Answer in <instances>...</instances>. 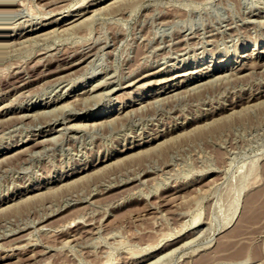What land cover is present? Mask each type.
Instances as JSON below:
<instances>
[{"label":"rangeland","instance_id":"374dc122","mask_svg":"<svg viewBox=\"0 0 264 264\" xmlns=\"http://www.w3.org/2000/svg\"><path fill=\"white\" fill-rule=\"evenodd\" d=\"M79 1L0 0V264H264V0Z\"/></svg>","mask_w":264,"mask_h":264},{"label":"bare ground","instance_id":"6f19581e","mask_svg":"<svg viewBox=\"0 0 264 264\" xmlns=\"http://www.w3.org/2000/svg\"><path fill=\"white\" fill-rule=\"evenodd\" d=\"M70 1H71V0H70ZM80 1H81V0H80ZM80 1H79V2H80ZM121 1H122V0H121ZM253 1H254V0H253ZM256 1H257V0H256ZM10 2H11V1H10ZM15 2H16V1H15ZM65 2H66V1H65ZM79 2H76V3L78 4ZM112 2H113V1H112ZM116 2H119V0L116 1ZM238 2H239V1H238ZM7 3H8V2H7ZM17 3H18V2H17ZM63 3H64V2H63ZM63 3H61V4H63ZM67 3H68V2H67ZM67 3H64V4L66 5ZM84 3H85V1H84ZM213 3H214V1H213ZM225 3H226V2H225ZM233 3H234V2H233ZM74 4H75V3H74ZM79 4H80V3H79ZM81 4H82V3H81ZM113 4H114V3H113ZM113 4H112V5H113ZM190 4H191V3H190ZM190 4H189V5H190ZM222 4H223V3H222ZM222 4H221V5H222ZM65 5H64V6H65ZM69 5H71V4H69ZM104 5H107V7L111 6V5H108V3H107V4H104ZM104 5H103V6L100 5V8H101V7H102V8L105 7ZM170 5H171V4H170ZM218 5H219V4H218ZM13 6H14V5H13ZM72 6H73V5H72ZM75 6H76V4H75ZM77 6H78V5H77ZM117 6H118V4H117ZM215 6H216V5H215ZM226 6H227V5H226ZM226 6H225V7H226ZM62 7H63V6H62ZM73 7H74V6H73ZM73 7H72V8H73ZM184 7H185V6H184ZM197 7H198V6H197ZM60 8H61V6H60ZM60 8H58V9H60ZM69 8H70V7H69ZM165 8H167V7H165ZM175 8H176V7H175ZM177 8H178V7H177ZM177 8H176V9H177ZM218 8H219V7H218ZM234 8H235V7H234ZM80 9H81V8H80ZM80 9H79V7L76 8V9H74V10L72 9L71 11H69V12L67 13L66 17L70 16L71 18H75L76 20H77V19H80L81 17H83V16H81V15H82V13H81L82 10H80ZM92 9H94V8H92ZM92 9H91V10H92ZM169 9H170V8H169ZM69 10H70V9H69ZM91 10H90V11H91ZM99 10H103V9H99ZM99 10H97V12H98ZM104 10H107V9H104ZM126 10H128V9H126ZM181 10H182V9H181ZM206 10H207V9H206ZM224 10H225V9H224ZM56 11H57V10H56ZM94 11L96 12V9H95ZM165 11H166V10H165ZM48 12H49V11H48ZM52 12H53V11H51V13H52ZM65 12H66V11H65ZM82 12H83V11H82ZM97 12H96L95 15L99 14V13H97ZM99 12H102V11H99ZM128 12H129V11H128ZM163 12H164V11H163ZM163 12H162V13H163ZM168 12H170V11H168ZM175 12H177V11H175ZM178 12H179V11H178ZM92 13H93V12H92ZM92 13H91V15H92ZM129 13H130V12H129ZM184 13H185V12H184ZM227 13H228V12H227ZM62 14H63V13H62ZM65 14H66V13H65ZM84 14H85V13H84ZM93 14H94V13H93ZM100 14H101V13H100ZM118 14H120V13H118ZM118 14H117V15H118ZM156 14H157V13H156ZM165 14H166V13H165ZM173 14H174V13H173ZM176 14H177V13H176ZM117 15H116V16H117ZM178 15H179V14H178ZM202 15H203V14H202ZM80 16H81V17H80ZM172 16H173V15H172ZM196 16H197V15H196ZM200 16H201V15H200ZM200 16H198V17H200ZM203 16H204V15H203ZM90 17H91V16H90ZM95 17H96V16H95ZM117 17H118V16H117ZM122 17H123V16H122ZM176 17H177V16H176ZM179 17H180V16H179ZM190 17H191V16H190ZM201 17H202V16H201ZM41 18H42V17H41ZM43 18H44V17H43ZM154 18H155V17H154ZM173 18H174V17H173ZM182 18H183V16H182ZM191 18H192V17H191ZM202 18H203V17H202ZM202 18H201V19H202ZM75 19H74V20H75ZM83 19H84V18H83ZM83 19L80 20L81 22H80L79 20H77V22L79 21L80 24H81ZM124 19H125V18H124ZM161 19H162V18H161ZM252 19H253V18H252ZM165 20H166V19H165ZM168 20H169V19H168ZM171 20H173V19H171ZM174 20H175V19H174ZM179 20H180V19H179ZM206 20H207V19H206ZM208 20H209V19H208ZM217 20H218V19H217ZM229 20H230V19H229ZM249 20H250V19H249ZM62 21H63V20H62ZM67 21H68V20H67ZM88 21H89V20H88ZM222 21H223V20H222ZM255 21H256V20H255ZM257 21H258V20H257ZM38 23H39V22H38ZM61 23H62V22H61ZM70 23H71V22H70ZM83 23H84V22H83ZM83 23H82V24H83ZM158 23H159V22H158ZM158 23H157V24H158ZM182 23H183V22H182ZM73 24H75V23H73ZM154 24H155V23H154ZM165 24H166V23H165ZM211 24H212V23H211ZM222 24H223V23H222ZM39 25H40V24H39ZM63 25H64V24H63ZM68 25H69V24H68ZM70 25L73 26L72 24H70ZM83 25H85V23H84ZM159 25H160V24H159ZM166 25H167V24H166ZM177 25H178V24H177ZM187 25H188V23H187ZM56 26H57V25H56ZM64 26H66V25H64ZM71 26H68V28H70ZM170 26H171V25H170ZM182 26H183V25H182ZM217 26H218V25H217ZM219 26H220V25H219ZM231 26H232V25H231ZM231 26H230V24H229V27H231ZM47 27H48V26H47ZM74 27H75V28H74ZM74 27H73V28L76 29V26H74ZM157 27H158V26H157ZM188 27H189V26H188ZM208 27H209V26H208ZM226 27H227V26H226ZM233 27H234V26H233ZM55 28H56V27H55ZM57 28H58V27H57ZM59 28H61V27H59ZM59 28H58V29H59ZM180 28H181V27H180ZM200 28H201V27H200ZM219 28H220V27H219ZM18 29H19V28H18ZM61 29H62V28H61ZM61 29H60V30H61ZM165 29H166V28H165ZM202 29H203V28H202ZM231 29H232V28H231ZM37 30H38V29H37ZM51 30H52V28H51ZM51 30H50V31H51ZM71 30H73L72 27H71ZM161 30H163V29H161ZM176 30H177V29H176ZM206 30H207V29H206ZM219 30H220V29H219ZM53 31H55V30L53 29ZM62 31H63V30H62ZM67 31H69V30H67ZM73 31H74V30H73ZM178 31H179V30H178ZM191 31H192V30H191ZM234 31H235V30H234ZM43 32L46 33L47 30H46V32H45V31H43ZM43 32H42V33H43ZM65 32H66V31H65ZM70 32H72V31H70ZM70 32H69V33H70ZM160 32H161V31H160ZM164 32H165V31H164ZM197 32H198V31H197ZM47 33H49V31H48ZM62 33H64V32H62ZM69 33H68V34H69ZM155 33H156V32H155ZM161 33H162V32H161ZM172 33H173V32H172ZM193 33H194V32H193ZM222 33H223V32H222ZM25 34H26V33H25ZM27 34H28V33H27ZM30 34H31V33H30ZM37 34H39V33H37ZM50 34H51V33H50ZM58 34H60V33H58ZM65 34H67V33H65ZM156 34H157V33H156ZM180 34H181V33H180ZM194 34H195V33H194ZM15 35H16V34H15ZM39 35H40V34H39ZM47 35H49V34H47ZM47 35L45 34V37H46ZM202 35H203V34H202ZM218 35H219V34H218ZM232 35H234V34H232ZM26 36H27V35H26ZM43 36H44V35H42L41 37H43ZM55 36H56V34H55ZM155 36H156V35H155ZM160 36H161V35H160ZM181 36H182V35H181ZM188 36H190V35H188ZM195 36H196V35H195ZM200 36H201V35H200ZM230 36H231V35H230ZM158 37H159V35H158ZM172 37H173V36H172ZM174 37H175V36H174ZM218 37H219V36H218ZM21 38H22V37H21ZM29 38H30V37H29ZM47 38H48V37H47ZM175 38H176V37H175ZM6 39H7V38H6ZM23 39H24V37H23ZM25 39H27V38H25ZM202 39H204V38H202ZM210 39H213V38H210ZM214 39H215V38H214ZM226 39H227V38H226ZM231 39H232V37H231ZM29 40H31V39H29ZM45 40H47V39H45ZM168 40H169V39H168ZM178 40H179V39H178ZM204 40H205V39H204ZM206 40H207V39H206ZM216 40H217V39H216ZM18 41H19V40H18ZM18 41H17V42H18ZM39 41H40V40H39ZM97 41H98V40H97ZM185 41H186V40H185ZM191 41H193V40H191ZM199 41H201V40H199ZM3 42H4V41H3ZM3 42H2V44H4ZM17 42H16V43H17ZM25 42H26V41H25ZM28 42H29V41H28ZM34 42H35V41H34ZM41 42H42V40H41ZM162 42H163V41H162ZM167 42H168V41H167ZM171 42H172V41H171ZM178 42H179V41H178ZM195 42H196V40H195ZM0 43H1V42H0ZM14 43H15V42L12 41V44H13V45H14ZM26 43H27V42H26ZM31 43H32V41H31ZM36 43H37V42H36ZM36 43H35V44H36ZM93 43H94V41H93ZM168 43H169V42H168ZM172 43H175V42H172ZM2 44H1V46H2ZM5 44L8 45V42H6ZM10 44H11V43H10ZM10 44H9V45H10ZM12 44H11V45H12ZM18 44H20V42H18ZM18 44H17V45H18ZM28 44H29V43H28ZM32 44H33V43H32ZM149 44H150V43H149ZM164 44H165V43H164ZM21 45H22V44H21ZM185 45H186V44H185ZM192 45H193V43H192ZM5 46H6V45H5ZM18 46H19V45H18ZM87 46H88V45H87ZM87 46H86V47H87ZM7 47H8V46H7ZM10 47H11V46H10ZM69 47H70V46H69ZM86 47H85V48H86ZM1 48H2V47H1ZM3 48H4V47H3ZM8 48H9V47H8ZM89 48H90V47H89ZM89 48H88V49H89ZM91 48H92V46H91ZM93 48H94V47H93ZM148 48H149V47H148ZM189 48H190V47H189ZM4 49H5V48H4ZM6 49H7V48H6ZM47 49H48V48H47ZM88 49H87V50H88ZM149 49H151V48H149ZM65 50H66V48H65ZM65 50H63V52H64ZM75 50H76V49H75ZM78 50H79V49H78ZM84 50H86V49H84ZM0 51H1V50H0ZM54 51H56L55 48H54ZM61 51H62V50H61ZM66 51H67V50H66ZM68 51H71V50H68ZM68 51H67V52H68ZM92 51H93V50H92ZM149 51H150V50H149ZM183 51H184V50H183ZM44 52H45V51H44ZM44 52H43V53H44ZM50 52H51V51H50ZM58 52H59V51H58ZM75 52H76V51H75ZM153 52H154V51H153ZM153 52H152V53H153ZM186 52H187V51H186ZM45 53H46V52H45ZM56 53H57V52H56ZM64 53H65V52H64ZM93 53H94V52H93ZM60 54H61V53H59V55H60ZM65 54H66V53H65ZM75 54H76V53H75ZM83 54H84V55H83ZM83 54H82V57H81V58H83L82 62H84V61H86V60H88V59H90V58H92V57L95 56V54H90L89 52H88V53L83 52ZM99 54H100V53H99ZM55 55H56V54H55ZM73 55H74V54H73ZM161 56H162V55H161ZM164 56H166V54H165ZM171 56H172V55H171ZM171 56H170V57H171ZM40 57H41V54H40ZM42 57H43V56H42ZM57 57H59V56H58V53H57ZM63 57H64V56H63ZM77 57H78V56H77ZM44 58H45V57H44ZM59 58H60V57H59ZM38 59H39V58H38ZM42 59H43V58H42ZM46 59H50V56H49V58L46 57ZM73 59H74V58H73ZM43 60H44V59H43ZM63 60H64V59H63ZM70 60H71V59H70ZM37 61H38V60H37ZM39 61H40V59H39ZM50 61H51V60H50ZM50 61H49V62H50ZM59 61H60V60H59ZM61 61H62V60H61ZM77 61H79V60H77ZM89 61H90V60H89ZM153 61H154V60H153ZM160 61H161V60H160ZM49 62H48V63H49ZM82 62H81V64H82ZM87 62H88V61H87ZM94 62H95V61H94ZM36 63H37V62H36ZM42 63H43V62H42ZM72 63H74V61H73ZM72 63H70V64H72ZM84 63H85V62H84ZM254 63H255V62H254ZM37 64H38V63H37ZM49 64H50V63H49ZM70 64H68V65H70ZM87 64H89V63H87ZM87 64H85V65H87ZM92 64H93V63H92ZM16 65H17V64H16ZM19 65H20V64H19ZM19 65H18V66H19ZM61 65H62V64H61ZM21 66H22V65H21ZM41 66H42V65H41ZM66 66H67V65H66ZM75 66H76V65H75ZM91 66H92V65H91ZM263 66H264V65H263ZM16 67H17V66H16ZM63 67H64V66H63ZM17 68H18V67H17ZM21 68H22V67H21ZM25 68H26V67H25ZM82 68H83V67H82ZM75 69H76V68H75ZM75 69H74V70H75ZM193 69H194V68H193ZM26 70H27V69H26ZM59 71H62V70H59ZM126 71H127V70H126ZM223 71H224V70H223ZM232 71H233V70H232ZM239 71H241V70H239ZM239 71H238V72H239ZM11 72H12V71H11ZM23 72H24V71H23ZM67 72H68V71H67ZM72 72H73V70H72ZM75 72H76V70H75ZM248 72H249V71H248ZM248 72H247V73H248ZM250 72H251V71H250ZM60 73H61V72H60ZM70 73H71V72H70ZM22 74H23V73H22ZM65 74H66V73H65ZM105 74H106V73H105ZM111 74H112V73H111ZM111 74H110V75H107V76L109 77V76H111ZM131 74H132V73H131ZM141 74H142V73H141ZM144 74H145V73H144ZM224 74H225V73H224ZM15 75H16V74H15ZM197 75H198V74H197ZM12 76H14V75L12 74ZM19 76H21V75H19ZM107 76H106V77H107ZM127 76H128V75H127ZM182 76H187V74H183ZM191 76H192V75H191ZM62 77H63V76H62ZM106 77L104 76V79H105ZM108 77H107V78H108ZM119 77H120V76H119ZM232 77H233V76H232ZM64 78H65V77H64ZM111 78H112V77H111ZM168 78H169V76H168ZM230 78H231V77H230ZM16 79H17V78H16ZM23 79H24V78H23ZM57 79H58V78H57ZM60 79H61V78H60ZM113 79H114V78H113ZM113 79H112V80H113ZM162 79H163V78H162ZM162 79H161V81H162ZM165 79H166V78H165ZM183 79H184V78H183ZM239 79H240V78H239ZM242 79H243V78H242ZM106 80H107V79H106ZM130 80H131V79H130ZM139 80H140V79H139ZM163 80H164V79H163ZM55 81H56V80H55ZM91 81H92V80H91ZM132 81H133V80H132ZM149 81H150V80H149ZM154 81H155V80H154ZM164 81H165V80H164ZM233 81H234V80H233ZM20 82H21V81H20ZM104 82H105V80H104ZM107 82H108V80H107ZM230 82H231V81H230ZM238 82H239V81H238ZM64 83H65V82H64ZM100 83H103V81L100 82ZM100 83H99V84H100ZM127 83H128V82H127ZM16 84H17V83H16ZM168 84H169V83H168ZM54 85H55V84H54ZM54 85H53V86H54ZM57 85H58V84H57ZM63 85H64V84H63ZM15 86H16V85H15ZM17 86H18V85H17ZM59 86H60V85H59ZM66 86H67V85H66ZM90 86H91V85H90ZM100 86H101V85H100ZM109 86H110V85H109ZM116 86H117V85H116ZM231 86H232V85H231ZM6 87H7V86H6ZM6 87H5V88H6ZM62 87H63V86H62ZM77 87H78V86H77ZM88 87H89V86H88ZM106 87H108V86H106ZM113 87H114V86H113ZM130 87H131V86H130ZM164 87H165V86H164ZM187 87H188V86H187ZM70 88H71V87H70ZM92 88L94 89L93 86H92ZM92 88H91V89H92ZM95 88H96V87H95ZM104 88H105V87H104ZM111 88H112V87H111ZM74 89H75V88H74ZM105 89H106V88H105ZM184 89H185V88H184ZM0 90H1V89H0ZM24 90H25V89H24ZM85 90H86V89H85ZM89 90H90V89H89ZM95 90H96V89H95ZM21 91H22V90H21ZM62 91H63V90H62ZM76 91H77V90H76ZM109 91H110V90H109ZM4 92H5V91H4ZM26 92H30V91L26 90ZM60 92H61V91H60ZM63 92H64V91H63ZM87 92H88V91H87ZM90 92H91V91H90ZM90 92H88V93H90ZM107 92H108V90H107ZM156 92H157V91H156ZM13 93H14V92H13ZM13 93H12V94H13ZM80 93H81V92H80ZM95 93H96V92H95ZM95 93L93 92V94H90V95H94ZM189 93H190V92H189ZM15 94H16V93H15ZM25 94H26V93H25ZM60 94H61V93H60ZM62 94H63V93H62ZM104 94H105V93H104ZM165 94H166V93H165ZM180 94H181V93H180ZM184 94H185V93H184ZM5 95H6V94H5ZM10 95H11V94H10ZM26 95H27V94H26ZM96 95H98V94H96ZM101 95H102V94H101ZM68 96H69V95H68ZM70 96H71V95H70ZM75 96H76V95H75ZM139 96H140V95H139ZM158 96H159V95H158ZM6 97H7V96H6ZM12 97H14V96H12ZM12 97H11V98H12ZM30 97H31V95H30ZM57 97H58V95H57ZM57 97H56V98H57ZM63 97H64V96H63ZM87 97H88V95H87L85 98H87ZM151 97H154V96H151ZM162 97H163V96H162ZM78 98H79V96H78ZM78 98H77V99H78ZM80 98H81V97H80ZM94 98H95V97H94ZM94 98H93V96H92V99H93V100H94ZM158 98H159V97H158ZM172 98H173V97H172ZM177 98H178V97H177ZM22 99H23V98H22ZM26 99H27V98H26ZM82 99L85 100V101H86V100L88 101V99H89V100L91 99V96H90V98H87V99H84V98L82 97ZM92 99H91V100H92ZM95 99H96V98H95ZM108 99H109V98H108ZM152 99H155V98H152ZM159 99H160V98H159ZM7 100H9L8 97H7ZM13 100H14V98H13ZM13 100H12V101H13ZM20 100H21V99H19V101H20ZM51 100H52V99H51ZM53 100H54V99H53ZM91 100H90V101H91ZM157 100H158V99H157ZM157 100H156V101H157ZM262 100H263V98H262ZM12 101H11V102H12ZM64 101H65V100H64ZM79 101H80V99H79ZM85 101H82V104H81L82 106H83V102H85ZM153 101H154V100H153ZM164 101H165V100H164ZM13 102H14V101H13ZM52 102H53V101H52ZM74 102H75V100H74ZM130 102H131V101H130ZM137 102H139V101H137ZM145 102H146V101H145ZM252 102H253V101H252ZM17 103H19V102H17ZM61 103H62V102H61ZM91 103H93V101H91ZM135 103H136V102H135ZM146 103H148V102H146ZM84 104H87V103H84ZM89 104H90V103H89ZM89 104H88V105H89ZM93 104H94V103H93ZM158 104H159V103H158ZM54 105H55V104H54ZM91 105H92V104H91ZM142 105H143V104H142ZM69 106H70V105H69ZM86 106H87V105H86ZM127 106H128V104H127ZM54 107H55V106H54ZM58 107H59V106H58ZM61 107H62V106H60L59 110H61V109L63 108V107H62V108H61ZM92 107H93V106H92ZM25 108H26V107H25ZM27 108H28V107H27ZM39 108H40V107H39ZM55 108H56V107H55ZM72 108H73V107H72ZM82 108H83V107H82ZM10 109H11V108H10ZM37 109H38V108H37ZM37 109H36V110H37ZM43 109H44V108H43ZM56 109H57V108H56ZM16 110H17V109H15V111H16ZM21 110H22V109H21ZM53 110H54V109H53ZM59 110H58V111H59ZM129 110H130V108H129ZM37 111H38V113L41 112V111H39V110H37ZM47 111H48V110L46 109V111H42V112H43V113L46 112V113H44V114L47 115V113H48L50 110H49L48 112H47ZM61 111H62V110H61ZM119 111H120V110H119ZM17 112H18V111H17ZM50 112H52V110H51ZM50 112H49V113H50ZM54 112H56V111H53V113H54ZM10 113H11V112H10ZM23 113H24V112H23ZM32 113H34V112L31 111V114H32ZM117 113H118V112H117ZM126 113H127V112H126ZM29 114H30V113H29ZM50 114H52V113H50ZM14 115L16 116V114H14ZM14 115H13V116H14ZM17 115H18V114H17ZM33 115H34V114H32V116H33ZM41 115H42V113H41ZM90 115H91V114H90ZM107 115H108V113H106L105 111L102 112V113L100 112V114H95V113H94V114H92V116H91L90 119H92V118H97V117H102V118H103V117H105V116H107ZM118 115H119V114H118ZM123 115H124V112H123ZM52 116L54 117L55 114L52 115ZM119 116H120V115H119ZM121 116H122V115H121ZM18 117H19V116H17V118H18ZM34 117H36V116H34ZM48 117H49V116H48ZM48 117H47V118H48ZM55 117H56V116H55ZM39 118H40V117H39ZM50 118H52V117L50 116ZM19 119H20V118H19ZM19 119H18V120H19ZM35 119H36V118H35ZM110 119H111V117H109V120H110ZM112 119L114 120L113 117H112ZM49 120H50V119H49ZM85 120H86V119H85ZM104 120H105V119H104ZM5 121H6V120H5ZM35 121H36V120H35ZM50 121H51V120H50ZM101 121H102V120H101ZM107 121H108V120H106V122H107ZM110 121H111V120H110ZM11 122H12V124H13V121H11ZM43 122H44V121H43ZM112 122H113V121H112ZM6 123H7V122H6ZM34 123H35V122H34ZM36 123H37V121H36ZM93 123H94V122H93ZM41 124H42V123H41ZM43 124H44V123H43ZM54 124H55V123H54ZM64 124H66V123H64ZM67 124H68V123H67ZM67 124H66V125H67ZM94 124H95V123H94ZM9 125H10V124H9ZM33 125H34V124H33ZM11 126H12V125H11ZM36 126H37V125H36ZM52 126H53V125H52ZM68 126H69V124H68ZM68 126H67V127H68ZM9 127H10V126H9ZM67 127H65V128H67ZM72 127H73V126H72ZM72 127H71V128H72ZM75 127H76V126H75ZM34 128H35V127H34ZM34 128H33V129H34ZM49 128H50V127H49ZM60 128H61V127H60ZM79 128H80V127H79ZM95 128H96V127H95ZM98 128H99V127H98ZM75 129H76V128H75ZM7 130H8V129H7ZM60 130H61V129H60ZM9 131H10V130H9ZM62 131H63V130H62ZM65 131H70V130H67V129H66ZM71 131H72V130H71ZM71 131H70V132H71ZM76 131H77V129H76ZM2 132H3V131H2ZM42 132H43V131H42ZM60 132H61V131H60ZM32 133H33V132H32ZM50 133H52V132H50ZM56 133H58V132H56ZM62 133H63V132H62ZM38 134H39V133H38ZM47 134H48V132H47ZM39 135H40V134H39ZM42 135H43V134H42ZM59 135H60V134H59ZM52 136H53V135H51V136H49V137H50V139L53 141V139H55V138H54V137L52 138ZM72 136H73V135H72ZM33 137H34V136H33ZM69 137H70V136H69ZM71 138H72V137H71ZM42 139H43V137H42ZM48 139H49V138H48ZM50 139H49V140H50ZM20 141H21V140H20ZM20 141H19V143H20ZM23 141H24V140H23ZM23 141H22V142H23ZM147 141H148V140H147ZM34 142L39 143V142H41V140H40L39 142H37V140H36V141L34 140ZM44 142H45V141H44ZM49 142H50V141H49ZM16 144H18V143H16ZM32 145H33V144H32ZM42 145H43V144H42ZM7 146H8V145H7ZM24 146H25V145H24ZM12 147H13V146H12ZM25 147H26V146H25ZM25 147H24V148H25ZM27 147H28V146H27ZM39 147H40V146H39ZM150 147H151V146H150ZM28 148H29V147H28ZM20 149H22V148H20ZM24 150H25V152L27 151L26 149H24ZM7 151H9V149L1 150V151H0V156L3 154V155H2V157H3L5 154L8 153ZM15 151H16V150H15ZM15 151H14V152H15ZM9 152H10V151H9ZM30 152H32V151H30ZM35 152H36V151H35ZM19 153H20V152H19ZM15 154H16V153H15ZM29 154H30V153H29ZM9 156H10V155H9ZM4 157H5V156H4ZM10 157H11V156H10ZM7 159H8V158H7V156H6V160H7ZM5 162H6V161H5ZM5 162H4V159H3V163H5ZM3 163H2V164H3ZM84 169H85V167H84ZM80 170H81V169H80ZM66 174L68 175V173H66ZM70 174H71V173H70ZM80 174H81V173H80ZM18 177H19V176H18ZM61 178H62V177H61ZM49 179H50V178H48V180H49ZM63 179H64V178H63ZM45 180H46V178H45ZM53 180H54V179H53ZM59 180H60V179H59ZM64 180H65V179H64ZM142 180H143V179H142ZM145 180H146V179H145ZM257 181H258V180H257ZM257 181H256V182H257ZM263 181H264V180H263ZM47 182H48V181H47ZM61 183H62V182H61ZM257 183H258V182H257ZM38 186H39V185H38ZM47 186H48V185H47ZM50 186H51V185H50ZM108 186H109V185H108ZM253 186H254V184H253ZM109 187H110V186H109ZM197 189H198V187H197ZM25 190H26V189H25ZM29 191H30V190H29ZM203 191H204V190H203ZM261 191H262V190H261ZM22 192H23V191H22ZM103 192H104V191H103ZM195 192H196V191H195ZM97 193H98V192H97ZM205 193H206V192H205ZM260 193H261V192H260ZM203 194H204V193H203ZM240 194H241V193H240ZM240 194H239V196H240ZM260 195H261V194H260ZM260 195H259V194H258V196L255 195V196L251 197L250 200H248L247 202H245V203H246V204H245V209H244V210H245V215L242 216V218H241V220H240V221H241V222H240V225H241V223H242L243 220H245L244 223H246V222L248 221V222H247V224H248L251 220L256 219V217H257V215H258V212H259V208H258L259 205H258V202H260V199H262V197H261ZM8 196H9V195H8ZM14 197H15V196H14ZM17 197H18V196H17ZM195 197H196V196H195ZM195 197H194V198H195ZM194 198H193V200H194ZM4 200H5V199H4ZM188 200H189V199H188ZM194 201H195V200H194ZM188 203H189V202H188ZM196 203H197V202H196ZM7 204H9V203H7ZM188 205H189V204H188ZM1 206H2V205H1ZM186 206H187V204H186ZM186 206H185V207H186ZM191 207H192V206H191ZM191 209H192V208H191ZM63 210H64V209H63ZM184 210H185V209H184ZM189 211H190V210H189ZM186 213H188V212H186ZM242 213L244 214L243 211H242ZM200 215H201V214H200ZM246 215H247V216H246ZM63 216H64V215H63ZM77 216H78V215H77ZM178 216H179V215H178ZM185 216H186V215H185ZM245 216H246V218H248L247 221H246V219H243ZM58 217H59V216H58ZM69 217H70V216H69ZM74 217H75V216H74ZM74 217H73L70 221H68V220H67V221H64V222L62 221V222L65 224V225H63V226H67V224H71V222L75 220ZM187 217H188V216H187ZM197 218H198V217H197ZM67 219H69V218L67 217ZM186 219H187V218H186ZM238 219H239V218H238ZM238 219H237V220H238ZM242 219H243V220H242ZM48 220H49V219H48ZM52 220H53V219H52ZM76 220H77V219H76ZM192 220H193V219H192ZM194 220H195L194 222L191 221V222L193 223V226H194V223H195V224L198 223L197 221H198L199 219H194ZM55 221H56V220H55ZM182 221H183V220H182ZM60 222H61V221H60ZM78 222H79V221H78ZM200 222H202V221H200ZM66 223H67V224H66ZM73 223H74V222H73ZM73 223H72V224H73ZM75 223H76V222H75ZM84 224H85V223H84ZM250 224H251V223H250ZM56 225H57V224H56ZM58 225H59V224H58ZM60 225H62V224H60ZM240 225H239L238 227H240ZM82 226H83V225H82ZM235 226H236V225H235ZM179 227H180V226H179ZM238 227H237V228H238ZM67 228H68V227H67ZM241 228H242V227H241ZM21 229H23V228H21ZM53 229H54V228H53ZM204 229H205V228H204ZM235 229H236V228H235ZM239 229H240V228H239ZM239 229H238V230H239ZM49 230H51V229H49ZM88 230H89V229H88ZM180 230H181V229H180ZM180 230H179V231H180ZM52 231H53V230H52ZM89 231H91V230H89ZM204 231H205V230H204ZM204 231H203V232H204ZM235 231H237V230H235ZM235 231H234V233H235ZM22 232H23V231H22ZM93 232H94V231H93ZM177 232H178V231H177ZM201 232H202V231H201ZM203 232H202V233H203ZM238 232H239V231H238ZM240 232H242V231H240ZM175 233H176V232H175ZM178 233H179V232H178ZM178 233H177V234H178ZM234 233H233V234H234ZM73 234H74V233H73ZM237 234H238V233H237ZM193 235H194V234H193ZM229 235H230V234H229ZM5 236H6V235H5ZM5 236H4V237H5ZM198 237H199V236H198ZM228 237H229V236H228ZM234 237H235V236H234ZM163 238H164V237H163ZM165 238H166V237H165ZM189 238H190V237H189ZM195 238H196V237H195ZM195 238H193V239H195ZM225 238H226V237H225ZM231 238H232V237H231ZM72 240H73V239H72ZM183 240H184V239H183ZM230 240H232V239H230ZM190 241H192V240H190ZM209 242H210V241H209ZM228 242L230 243V241H228ZM233 242H234V241H233ZM188 243H189V242H188ZM218 243H219V242H218ZM218 243H217V244H218ZM184 244H185V243H184ZM225 244H226V243H225ZM225 244H224V245H225ZM240 244H241V243H240ZM154 245H155V244H154ZM228 245H229V244H228ZM235 245H236V244H235ZM243 245H244V244H243ZM10 246H11V245H10ZM16 246H17V245H16ZM20 246H21V245H20ZM147 246H148V245H147ZM150 246H151V245H150ZM183 246H184V245H183ZM183 246H182V247H183ZM231 246H232V247H235L233 244L230 245V247H231ZM238 246H239V245H238ZM18 247H19V246H18ZM219 247H220V246H219ZM222 247H223V246H222ZM241 247H242V246H241ZM148 248H149V247H148ZM148 248H147V249H148ZM176 248H178V247H176ZM226 248H227V247H226ZM237 248H238V247H237ZM237 248H236V249H237ZM199 249H200V248H199ZM242 249H243V248H242ZM172 250H174V249H172ZM193 250H194V249H193ZM221 250H222V249H221ZM239 250H241V249L239 248ZM246 250H247V249H246ZM212 251H213V250H212ZM216 251H217V250H216ZM242 251H243V252H241V253L239 252V253H235L234 255H232V256H233V258H232L233 260L231 259L230 261L225 262V264H240V263H243V262L246 264L248 261L252 260L251 258H252V256H254V254H253V252H252L251 250H250V251L252 252V256L249 254V252H247L248 250H247L246 252H245L244 250H242ZM29 252H30V251H29ZM161 252H162V251H161ZM169 252H170V251H169ZM223 252H224V251H223ZM255 252H256V251H254V253H255ZM138 253H140V252H138ZM171 253H172V251H171ZM169 254H170V253H169ZM134 255H135V254H134ZM213 255H214V256H211V257H210L209 255H207V256H209L208 258H206V256H204V257L207 259V261H206L205 263L203 262L202 258H200V261L197 260L198 262L195 260V261H196L195 264H208L209 262H219L218 259H215V258H217V257H215L216 254L214 253ZM255 255H256V253H255ZM10 256H11V255H10ZM14 256H15V254H14ZM130 256H131V255H130ZM132 256H133V255H132ZM161 256H163V255H161ZM165 256H166V253H165ZM168 256H169V255H168ZM230 256H231V255H230ZM232 256H231V257H232ZM6 257H7V256H6ZM127 257H128V256H127ZM201 257H202V256H201ZM204 257H203V259H204ZM214 257H215V258H214ZM231 257H230V258H231ZM250 257H251V258H250ZM157 258H158V257H157ZM212 258L215 259V260H213ZM219 258H220V257H219ZM230 258H229V259H230ZM158 259H160V257H159ZM255 259H256V258H255ZM17 260H18V259H17ZM17 260H16V261H17ZM201 260H202V261H201ZM221 260H222V259H221ZM135 261H136V260H135ZM139 261H140V260H139ZM158 261H159V260H158ZM204 261H205V259H204ZM224 261H225V260H224ZM252 261H253V260H252ZM254 261H257V260H254ZM263 262H264V261H263ZM152 263H153V262H152ZM250 263H251V261H250ZM102 264H103V263H102ZM127 264H128V263H127ZM153 264H154V263H153ZM209 264H210V263H209ZM216 264H217V263H216Z\"/></svg>","mask_w":264,"mask_h":264}]
</instances>
